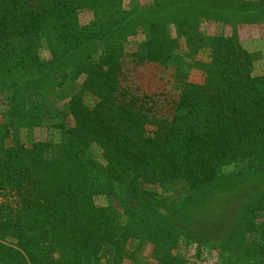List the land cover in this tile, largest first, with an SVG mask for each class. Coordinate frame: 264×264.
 <instances>
[{
	"label": "rangeland",
	"instance_id": "rangeland-1",
	"mask_svg": "<svg viewBox=\"0 0 264 264\" xmlns=\"http://www.w3.org/2000/svg\"><path fill=\"white\" fill-rule=\"evenodd\" d=\"M24 2L23 7L31 10H26V16L16 12L12 27H23L19 17L40 16L43 22L40 5L49 9L54 0H19V5ZM182 4L190 10L177 11ZM70 6L67 14L58 13L63 17L49 21L43 31L35 25L33 34L19 37L21 45L0 36V66L5 49L17 53L24 39L42 64L40 79L29 86L37 95H16L20 97L13 107L3 82L12 80V74L0 70V127L2 134L3 130L7 133L4 147H13L11 140L24 145L58 143L63 132L56 125L61 122L103 171L118 156L137 154L141 161L137 159L132 168L146 176L136 193L147 194L148 200L136 195L128 202L116 185L118 199L99 196L95 203L109 215L114 210L122 215L124 207H130L145 222L134 218L129 227L121 224L123 229L115 237L120 248H106L94 239L96 252L84 256L76 242L83 239L81 221L87 207L79 201L82 213L73 212L79 220L71 224L73 233L67 239L28 248V238L15 237L17 229H13V235L4 233L6 237L0 238V264H264V232L258 231L264 220V167L258 161L254 165L249 157L237 159L232 166H225L224 160L220 171H212L211 182L197 190L200 172L188 167L184 159L211 158L214 152L209 141H225V137L217 134L190 143L193 139L182 115L175 113L181 96L193 112L195 101L211 100L215 106L225 101L224 96L214 97L218 94L204 90L213 54H218L225 40L253 58L251 77L264 76V0H71ZM22 75L15 72L14 78ZM43 108L50 113L41 116ZM217 109L219 115L212 118L222 129L225 108ZM102 127L108 136L133 147L120 153L103 147ZM158 139L162 144L156 143ZM181 166L188 168L183 176ZM114 167L121 168L118 163ZM99 184L106 188L110 182ZM20 200L16 193L0 192V206L7 216L17 214Z\"/></svg>",
	"mask_w": 264,
	"mask_h": 264
},
{
	"label": "trees",
	"instance_id": "trees-1",
	"mask_svg": "<svg viewBox=\"0 0 264 264\" xmlns=\"http://www.w3.org/2000/svg\"><path fill=\"white\" fill-rule=\"evenodd\" d=\"M70 4L71 0L67 2L54 0L53 6L49 9H44L46 4H41L43 22L40 16L37 19L19 17V20L22 19L23 27L16 28V25L15 27L11 26V23L15 22L16 12H21L26 16V10H31V8L23 7L26 2L19 5V0H0L1 39L9 38L12 44L21 45L18 43L19 37L29 32L33 34L35 25L38 27L36 29L43 31L44 25H49V21L63 17L60 14H67V10L72 9ZM185 7L182 4V7L177 11L190 10ZM148 9L156 10L155 7ZM191 10L197 14V8ZM184 14H188V12L185 11ZM239 15L247 16L245 13ZM187 20L188 18L184 19L185 22ZM47 30L48 28L45 27V34ZM25 42L24 39L23 45L17 50V53L5 49V53L1 55V72L4 71L7 75L12 74V80H3L7 85L5 90L9 93L7 100L12 107L17 106V98L20 96L23 98L27 95L31 98L32 95H37L31 91L29 86L35 81L38 82L39 75L42 74V64L37 58L38 54L35 50L30 51L24 44ZM224 44L219 46V50L223 51V54L219 50H217L218 54H213V60L210 63L211 71L208 72V87L204 89L206 91L210 89L218 94L214 97L224 96L225 101L221 102V106H215L211 100L209 102L202 101L200 104L194 100L197 110L193 112L184 96H181L175 103V113L180 112L184 128L192 136L193 140L190 143H196L201 138L210 139L217 134L225 137V141H209L212 143L214 152L211 158L202 157L195 159L194 162L187 158L184 159L183 162L188 167H194L196 172H200L198 176L201 180L198 182L197 190L211 182L212 171L216 169L220 171V165L224 160L225 166H232L238 162L237 159L249 157L247 159L254 165L255 161H258L259 167H264V76L251 77L253 58L250 57V54L233 41L225 40ZM20 71L23 74L22 77L14 78L15 72L19 73ZM6 78L9 77L4 76L3 79ZM194 92L198 93V90H194ZM19 94L22 95L16 96ZM198 97L200 96L195 98ZM217 107L225 108L226 122L222 129L218 127V122L213 120L219 115ZM21 111H23L22 107ZM44 112L50 113L47 110L44 111L43 108L41 116ZM75 116L78 119L80 115L77 113ZM9 123L11 126L13 125L11 122ZM56 126L63 132V138L58 143L24 145L21 140H11L13 147L8 149H5L3 142V136L7 133L3 130L2 134V127H0V192L7 190L16 193L19 199H22L20 200V209L13 217L10 216L11 214L5 215L7 210L0 206V215L5 218L0 217V238L6 237L4 233L13 235L15 232L13 229H17L14 236L28 238L25 241L28 243V248H33L40 242L52 245L59 242V239H67L73 233L70 228L71 224L79 220L77 219L78 215L73 218V212L79 211L78 202L82 201L87 207L84 212L87 217L85 216L84 222L81 221L84 225L81 230L82 241L76 238L78 240L76 243L81 244V255L87 256L96 252L94 251L96 249L92 250L94 239L96 244L106 248H120V242L115 237H117L116 233L123 229L122 226L129 227L128 222L134 218H137L135 221L138 222L145 221L130 207H124L122 215L115 213L113 209L109 215L103 208L96 205L95 198L106 196L107 199L111 197V201L112 198L118 199L114 194L116 185L120 186L124 192L125 200L128 202L133 199V196L140 195L136 192L140 182L143 183L146 172H142L137 167L132 168V166L137 164V159L141 161V158L134 153L120 155L113 159L110 169L108 166V169L103 171L96 167V160L86 149L81 148L82 146L72 140L71 134H68L69 131L65 129L63 123L60 122ZM102 130L104 132L101 138L103 147L111 148L117 153L133 147L126 140L121 141L115 136H108L104 127ZM188 133L184 132V136L188 137ZM135 142L139 141L135 140ZM145 143L147 142L145 141ZM156 143L162 144V140L158 139ZM116 163L120 164L121 168L114 167ZM187 166H181L179 169L181 176L187 173ZM207 167L209 168L207 169ZM250 167L254 168V166ZM99 182H110V185L102 188ZM148 183L145 182V184ZM196 184L194 185L196 186ZM140 197L148 200L147 194H141ZM263 211L264 206L261 208V212ZM79 213L82 211L80 210L77 214ZM111 216L118 218L120 222L118 219L112 220ZM118 216L126 218L127 222ZM8 217H11L12 220L6 219ZM121 224L123 225L121 226ZM259 225L258 231L264 232V220ZM5 245L7 247L9 244Z\"/></svg>",
	"mask_w": 264,
	"mask_h": 264
}]
</instances>
